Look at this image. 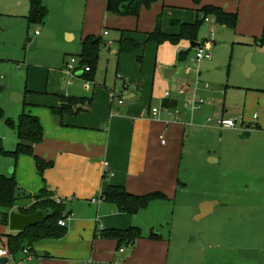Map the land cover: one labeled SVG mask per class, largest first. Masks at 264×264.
Wrapping results in <instances>:
<instances>
[{
	"label": "crops",
	"instance_id": "1",
	"mask_svg": "<svg viewBox=\"0 0 264 264\" xmlns=\"http://www.w3.org/2000/svg\"><path fill=\"white\" fill-rule=\"evenodd\" d=\"M198 1L200 4L196 6L193 0H160L152 12L143 10L135 18L110 14L107 0H44L49 13L45 23L40 25L41 30L32 29L40 26L29 27L26 16L30 36L26 43L31 47L26 57L28 76L25 87H14L10 91L12 104L8 103L5 110L16 124L23 113L37 117L44 137L33 146V155L10 156L14 162L7 166L14 169L13 175L8 176L15 177L20 192L26 197L21 200H28L27 207L33 204L29 197L43 190L51 192L54 200L61 199L66 207L67 233L61 239H46L28 247L30 255H16V264H168V244L160 238L147 240L142 237L145 240L139 241L129 252L123 247L125 243L102 237L103 231L111 229L140 228L136 225L138 219L135 215L120 211L102 196L110 187L116 186L124 187L135 196L159 192L167 196L165 201H173L189 186L181 179L183 152L188 142L197 140L200 132H208L210 127L220 129L217 119H231L226 118L227 111L217 113L215 118L208 116L207 110L191 111L186 103L193 93L198 101L202 100L197 97L201 96L198 86L194 85L195 90H191V85L181 78L182 71L175 74L173 80H166L160 71L175 67L183 70L187 64L184 74L191 76L192 65L181 63L179 55L197 48H192L191 42L186 40L181 41L180 46L158 45L149 41V34L155 30L157 18L162 16V31L178 35L182 25L194 24L202 18L199 11L203 7L213 6L237 14L239 20L234 34L244 37L241 39L246 42L248 38L254 41L264 30V0ZM164 12L170 15L168 22L172 20L168 25L164 24ZM213 23H206L211 24V33L217 31ZM89 36L102 38L104 44L111 42L106 51L104 48L100 53L93 81L85 78V68L80 64L82 44ZM126 40L140 44L141 49L137 53L119 55V44ZM197 43H200L199 39ZM253 43L258 47L259 60H264V45ZM73 58L78 64L69 74L67 66ZM200 78L201 72H198L196 80L207 93L210 89L204 88L206 84ZM181 87L188 88L186 93H177ZM168 92L171 93L169 98L165 97ZM184 96L188 98L182 105ZM63 97L89 98L92 103L79 104L74 113L58 117L53 110L62 106ZM166 100L176 102V107L165 108L163 102ZM259 101L262 102L258 103L261 117L254 114L255 126H246L240 136L242 141L248 140L255 132L264 135V96ZM153 109H158V114L155 115ZM209 118L212 122L208 121ZM224 130L235 135L239 133L236 126ZM15 135L8 147L12 151L19 142L17 133ZM210 156L208 154L212 165L220 162L216 156ZM241 156L245 168L257 172L264 170V146L246 151ZM36 157L53 164L42 175ZM249 186L246 185V190ZM230 192L231 189L225 186L222 193L229 199ZM242 196L239 203L246 204L248 198ZM256 198L253 216L256 226L241 232L247 236V243L226 249L229 254L237 252L244 264H264V193L261 191ZM216 201L203 199L198 204L215 202L205 208L209 216L220 205ZM154 202L151 205H156ZM19 208L12 211L19 212ZM195 208L193 216L200 214V207ZM144 211L147 210L140 213ZM199 219L197 216L196 220ZM11 234L17 233L10 231L9 224L0 225V245L8 244V235ZM208 247L209 251L223 250L216 244ZM216 257L213 253L207 256L209 261L219 264H236L228 257L223 260Z\"/></svg>",
	"mask_w": 264,
	"mask_h": 264
},
{
	"label": "rangeland",
	"instance_id": "2",
	"mask_svg": "<svg viewBox=\"0 0 264 264\" xmlns=\"http://www.w3.org/2000/svg\"><path fill=\"white\" fill-rule=\"evenodd\" d=\"M29 1L0 0V109H3L6 118L12 121H15L14 118L7 116L5 110L8 103L12 104L9 93L14 87H25L28 76L26 57L31 47L26 43L30 38L26 16L29 14ZM158 3L143 10L152 12ZM193 3L196 6L200 4L195 0ZM53 12L56 13L55 8ZM57 12L60 13L58 10ZM169 18V14L163 15L164 24L171 23L172 20L168 22ZM208 19L214 22L217 31L211 33V24L204 22L198 39L204 44L212 42L211 48L208 49L212 59L193 62L196 50H192L187 61L192 65L191 76L184 74L186 64L182 68L181 78L191 85V90H195L196 76L201 72L200 79L210 87V91H207V94L202 85L197 87L198 94L201 93V96L197 97L202 99L204 104L196 111L207 110V115L213 118L217 113L227 111L226 118L237 121L236 131L239 133L231 134L224 128L217 127H210L208 132H200L197 140L188 142L183 152L181 179L188 183L187 191L179 193L173 201L154 202L156 205H150L147 211L135 215L138 219L136 225L141 228L142 237L147 240L157 237L167 242L168 264H219L217 261H209L207 256L210 253L215 254L217 260L228 257V260L236 264H244L237 252L229 254L226 249L247 243V236L241 232L243 229L255 228L256 219L253 216L258 199L256 197L260 196L261 191L264 193V170L257 172L245 168L241 156L246 151L264 146V135L255 132L246 141L240 139L246 126H255L254 114L258 113L261 117L258 103L262 104L259 100L264 96V60H259V50L252 38H248L247 43L241 39L244 37L237 36L233 30L218 24L214 16H208ZM35 28L41 30L42 26L32 29ZM32 32L34 33V30ZM32 32L29 34L32 35ZM239 41L244 43L238 44ZM249 54H253L252 62L256 70L247 77L244 74V65ZM119 84L117 80V85ZM187 98L184 96L182 105ZM15 133L5 121L0 122V141L4 150L12 151L8 147L15 140ZM208 154H211L210 157L216 156L220 162L212 165ZM12 158L0 153V175H13L14 167L7 166L14 162ZM246 185H250L247 190ZM225 186L231 189L229 199L222 193ZM242 194V197L248 198L246 204L239 203ZM203 199L217 200L220 205L211 215L196 220L199 214L193 216V213L195 207H200L198 201ZM252 200L254 202H251ZM27 202L28 200L18 201L16 208L27 207ZM33 202H36V198ZM142 237L123 247L131 252L139 241L145 240ZM194 238L197 240L194 241ZM261 240L262 238L260 242ZM209 244L220 245L223 250L209 251Z\"/></svg>",
	"mask_w": 264,
	"mask_h": 264
},
{
	"label": "trees",
	"instance_id": "3",
	"mask_svg": "<svg viewBox=\"0 0 264 264\" xmlns=\"http://www.w3.org/2000/svg\"><path fill=\"white\" fill-rule=\"evenodd\" d=\"M195 1L199 2L198 0ZM157 2L158 0H107L106 6L110 14L137 18L143 9H150ZM48 13L49 11L44 4V0H30V9L27 16L29 27L43 25ZM199 13L202 14V18L198 19L194 24L182 25L181 32L178 35L165 34L161 29L162 16H159L156 21L155 30L149 34V41L155 42L158 45L164 43L179 45L184 40L191 43L198 42L199 31L208 16H214L218 24L224 25L231 30L236 29L239 20L237 14L226 13L221 8L213 6H205ZM254 41L257 45H264V30L262 36ZM141 47L140 44L134 41H122L119 44V55L137 53ZM103 49L104 42L102 38L89 36L83 41L80 64L84 68L89 67L90 69L89 72H85V78L88 81L94 80L100 53ZM191 51L192 49L181 52L179 61L181 63L187 62ZM62 101V106L53 110V113L58 117L74 113L75 107L79 104L91 105L92 103V99L75 97H63ZM163 106L165 108H174L176 107V102L166 100L163 102ZM3 119L9 127L16 131L19 142L14 151L8 152L4 150L0 141V153L16 158L22 154L33 155V146L40 143L44 137L43 127L39 119L29 113H23L16 124L14 121L5 118L3 110L0 109V120ZM36 165L39 173L42 175L53 164L36 157ZM21 196H24V194L20 192L15 177L0 175V225L8 226L9 214L16 207L17 202L21 200ZM31 198H36V202H33L27 208L20 207L19 213L31 215L40 210H51L52 214L43 224L37 225L24 233L8 235V245L14 256L22 253L28 247L31 248L35 243L46 239H61L67 233L66 227L59 225V221L65 220L67 217L64 204L56 203L52 193L48 190H43L38 195L29 197V199ZM102 198L106 202L115 204L120 211L129 215L139 214L141 211L146 210L154 201L168 200L167 196L159 192L135 196L127 192L124 187L116 186L110 187L103 194ZM101 235L104 239L116 240L120 244H128L142 237L141 229L138 227H131L127 230L111 229L103 231Z\"/></svg>",
	"mask_w": 264,
	"mask_h": 264
},
{
	"label": "built area",
	"instance_id": "4",
	"mask_svg": "<svg viewBox=\"0 0 264 264\" xmlns=\"http://www.w3.org/2000/svg\"><path fill=\"white\" fill-rule=\"evenodd\" d=\"M208 21H209V19L207 18L206 22H208ZM110 44H111V42H109L108 44H104V48L105 49L108 48ZM211 44H212V42H207L205 45L197 48L196 49L195 58L192 61L193 62H202V61H205V60H211L212 59V55L208 52V49L211 48ZM77 64H78L77 59L73 58L71 60V64H69L67 66V72L69 74H72L75 71V68H76ZM84 70H85V72H89L90 71L89 67L85 68ZM189 71H190V69L187 70V73H189ZM200 84L201 83H200L199 80H196L195 83H194V85L196 87L199 86ZM204 88L206 90L210 89V87L207 84L204 86ZM187 90H188V88L181 87V88L177 89V93L178 94H184V93H186ZM170 95H171V93L168 92V93H166L165 97L169 98ZM120 104H122V102H120ZM201 105H203V101L202 100L198 101L195 98L194 93L192 95V98H190L187 101V103H186V107L190 108V109H193V110L198 109ZM158 112H159L158 109H153V113L155 115L158 114ZM208 121L212 122V119L209 118ZM216 123L221 128H234L237 125V121L236 120L224 119V118L217 119ZM55 202L58 203V204H62V200L59 199V198H56ZM66 221H67V219L59 221V225L62 226V227H66ZM121 252H123V250H121ZM30 253L31 252L29 251V249H25L22 252L23 255H30ZM0 264H16L15 256L12 253V251H11V249H10L8 244H1L0 245Z\"/></svg>",
	"mask_w": 264,
	"mask_h": 264
},
{
	"label": "water",
	"instance_id": "5",
	"mask_svg": "<svg viewBox=\"0 0 264 264\" xmlns=\"http://www.w3.org/2000/svg\"><path fill=\"white\" fill-rule=\"evenodd\" d=\"M191 44L192 48L194 49L201 47V44L197 42H192ZM252 58L253 54H249L246 59L244 74L247 77H249L255 70ZM160 71L166 80H173L174 75L180 74L182 70H179L177 67H175L162 68ZM174 89L176 90V87ZM213 204H215V202L202 203L200 206V214L198 218L206 217L209 212H207L205 208H209V206H212ZM51 214V210H40L31 215H25L19 212L12 211L9 214V229L11 232L24 233L37 225L43 224L51 216Z\"/></svg>",
	"mask_w": 264,
	"mask_h": 264
}]
</instances>
